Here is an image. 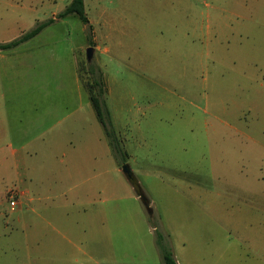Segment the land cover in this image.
<instances>
[{"label":"rangeland","instance_id":"1","mask_svg":"<svg viewBox=\"0 0 264 264\" xmlns=\"http://www.w3.org/2000/svg\"><path fill=\"white\" fill-rule=\"evenodd\" d=\"M71 1L0 0V264H264V0Z\"/></svg>","mask_w":264,"mask_h":264},{"label":"trees","instance_id":"2","mask_svg":"<svg viewBox=\"0 0 264 264\" xmlns=\"http://www.w3.org/2000/svg\"><path fill=\"white\" fill-rule=\"evenodd\" d=\"M69 15H76L81 23L85 26H88L91 29L89 20L85 13L84 2L83 0H72L70 4L58 14L57 18L62 19ZM50 22L39 23L34 28L24 33L20 37L8 42L0 44V51L11 50L22 43L29 41L40 33V31L50 24ZM88 46L93 47V41L91 35H88ZM87 74L89 76L90 82L85 83V90L87 92V97L91 108L94 112L96 120L101 125L104 135L107 138L110 152L114 159L117 162V165L120 166L122 163L126 162V152H124L115 136L114 130L111 126L110 118L108 111L105 108V94L106 86L105 81L102 77V71L99 67H94L93 65L87 66ZM155 245L160 257L162 264H177L171 250L168 246L163 244V236L160 234L156 235Z\"/></svg>","mask_w":264,"mask_h":264},{"label":"water","instance_id":"3","mask_svg":"<svg viewBox=\"0 0 264 264\" xmlns=\"http://www.w3.org/2000/svg\"><path fill=\"white\" fill-rule=\"evenodd\" d=\"M93 52H94V48L93 47H87L86 48L85 56H86L87 63L91 62ZM120 171L123 174V176L125 177V179L127 180V182L129 183V185L131 186V188H132L134 194L136 195V197L141 201V203L145 207L146 212L148 214H150L151 211H150L149 203H148L143 191L141 190V187H140L137 179L133 175L129 165L127 163L122 164L120 166Z\"/></svg>","mask_w":264,"mask_h":264},{"label":"built area","instance_id":"4","mask_svg":"<svg viewBox=\"0 0 264 264\" xmlns=\"http://www.w3.org/2000/svg\"><path fill=\"white\" fill-rule=\"evenodd\" d=\"M14 206H15V202H14V201H11V202H10V207H11V208H14Z\"/></svg>","mask_w":264,"mask_h":264},{"label":"crops","instance_id":"5","mask_svg":"<svg viewBox=\"0 0 264 264\" xmlns=\"http://www.w3.org/2000/svg\"><path fill=\"white\" fill-rule=\"evenodd\" d=\"M97 50V49H96ZM42 259H37V261H36V264H41V261Z\"/></svg>","mask_w":264,"mask_h":264}]
</instances>
